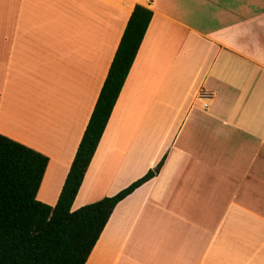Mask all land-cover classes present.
I'll return each mask as SVG.
<instances>
[{
	"label": "crops",
	"instance_id": "obj_1",
	"mask_svg": "<svg viewBox=\"0 0 264 264\" xmlns=\"http://www.w3.org/2000/svg\"><path fill=\"white\" fill-rule=\"evenodd\" d=\"M137 4L154 16L72 210L166 160L87 264H264V0H0V133L50 158L54 206ZM194 84L147 127L160 93Z\"/></svg>",
	"mask_w": 264,
	"mask_h": 264
},
{
	"label": "trees",
	"instance_id": "obj_2",
	"mask_svg": "<svg viewBox=\"0 0 264 264\" xmlns=\"http://www.w3.org/2000/svg\"><path fill=\"white\" fill-rule=\"evenodd\" d=\"M153 16L135 6L54 206L38 199L50 158L0 133V264H87L116 206L160 173L166 155L115 195L72 210Z\"/></svg>",
	"mask_w": 264,
	"mask_h": 264
},
{
	"label": "rangeland",
	"instance_id": "obj_3",
	"mask_svg": "<svg viewBox=\"0 0 264 264\" xmlns=\"http://www.w3.org/2000/svg\"><path fill=\"white\" fill-rule=\"evenodd\" d=\"M198 84H194L190 90V96L183 97V90L180 89V85H175V92L160 93L157 98L152 102L151 113L147 118V127L151 126L153 128H169L168 126L174 121L172 114H179L183 111L185 102L190 103L193 101L195 87ZM163 113V117L161 114ZM172 116V117H171ZM148 134L147 138L154 140L157 135ZM145 137V136H143Z\"/></svg>",
	"mask_w": 264,
	"mask_h": 264
},
{
	"label": "built area",
	"instance_id": "obj_4",
	"mask_svg": "<svg viewBox=\"0 0 264 264\" xmlns=\"http://www.w3.org/2000/svg\"><path fill=\"white\" fill-rule=\"evenodd\" d=\"M200 97L204 100V108H208L209 107V103L208 100L212 97L210 93L203 91L200 94Z\"/></svg>",
	"mask_w": 264,
	"mask_h": 264
}]
</instances>
